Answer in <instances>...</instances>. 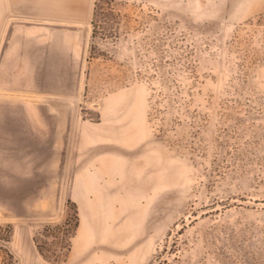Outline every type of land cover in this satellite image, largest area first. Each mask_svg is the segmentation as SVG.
Masks as SVG:
<instances>
[{
    "label": "rangeland",
    "instance_id": "obj_1",
    "mask_svg": "<svg viewBox=\"0 0 264 264\" xmlns=\"http://www.w3.org/2000/svg\"><path fill=\"white\" fill-rule=\"evenodd\" d=\"M0 264H264V0H0Z\"/></svg>",
    "mask_w": 264,
    "mask_h": 264
},
{
    "label": "trees",
    "instance_id": "obj_2",
    "mask_svg": "<svg viewBox=\"0 0 264 264\" xmlns=\"http://www.w3.org/2000/svg\"><path fill=\"white\" fill-rule=\"evenodd\" d=\"M75 225H76V221H75V219H71V220L67 223V225H66V227H65V229H64V234H65L66 236H68V235L71 233L72 229L75 227Z\"/></svg>",
    "mask_w": 264,
    "mask_h": 264
},
{
    "label": "bare ground",
    "instance_id": "obj_3",
    "mask_svg": "<svg viewBox=\"0 0 264 264\" xmlns=\"http://www.w3.org/2000/svg\"><path fill=\"white\" fill-rule=\"evenodd\" d=\"M110 148V147H109ZM113 149V148H112ZM94 209H92V211H93ZM90 211V210H89ZM94 213V212H93ZM92 215V214H91ZM86 216V215H85ZM93 216V215H92ZM87 218V217H86ZM86 222H88V221H86ZM95 222V221H94ZM89 224H91L90 222H89ZM86 225V224H85ZM88 227L90 226V225H87ZM101 231V230H100ZM86 255V254H85Z\"/></svg>",
    "mask_w": 264,
    "mask_h": 264
}]
</instances>
